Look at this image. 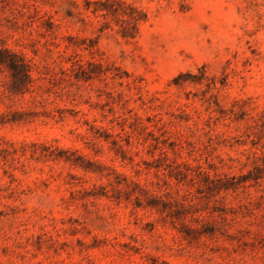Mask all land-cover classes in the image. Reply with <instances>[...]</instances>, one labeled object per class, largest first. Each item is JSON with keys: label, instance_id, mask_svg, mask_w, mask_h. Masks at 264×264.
Segmentation results:
<instances>
[{"label": "rangeland", "instance_id": "374dc122", "mask_svg": "<svg viewBox=\"0 0 264 264\" xmlns=\"http://www.w3.org/2000/svg\"><path fill=\"white\" fill-rule=\"evenodd\" d=\"M0 264H264V0H0Z\"/></svg>", "mask_w": 264, "mask_h": 264}, {"label": "trees", "instance_id": "16d2710c", "mask_svg": "<svg viewBox=\"0 0 264 264\" xmlns=\"http://www.w3.org/2000/svg\"><path fill=\"white\" fill-rule=\"evenodd\" d=\"M0 64H6L10 69H13V70H14V67H15V62L14 61L6 62V61L0 59Z\"/></svg>", "mask_w": 264, "mask_h": 264}]
</instances>
